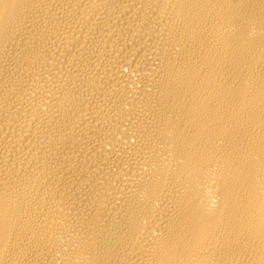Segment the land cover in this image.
Listing matches in <instances>:
<instances>
[{"label":"bare ground","instance_id":"1","mask_svg":"<svg viewBox=\"0 0 264 264\" xmlns=\"http://www.w3.org/2000/svg\"><path fill=\"white\" fill-rule=\"evenodd\" d=\"M0 264H264V0H0Z\"/></svg>","mask_w":264,"mask_h":264}]
</instances>
